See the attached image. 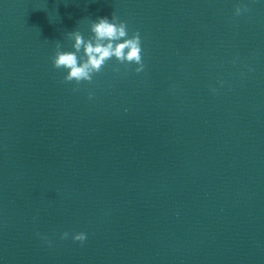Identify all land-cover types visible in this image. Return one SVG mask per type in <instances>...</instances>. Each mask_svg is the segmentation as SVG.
<instances>
[{"label": "water", "instance_id": "water-1", "mask_svg": "<svg viewBox=\"0 0 264 264\" xmlns=\"http://www.w3.org/2000/svg\"><path fill=\"white\" fill-rule=\"evenodd\" d=\"M0 264H264V21Z\"/></svg>", "mask_w": 264, "mask_h": 264}, {"label": "clouds", "instance_id": "clouds-1", "mask_svg": "<svg viewBox=\"0 0 264 264\" xmlns=\"http://www.w3.org/2000/svg\"><path fill=\"white\" fill-rule=\"evenodd\" d=\"M246 10V9H245ZM241 9H236V15ZM92 36L85 39L79 31L68 33L70 39L74 40L72 48L74 51H61L57 43V50L52 57L53 67L66 69L64 77L66 82L81 81L91 82L94 73H99L105 63L115 57L120 63L139 65L135 69L137 73L143 71L141 39L139 32L128 38L126 22L119 20L118 16L112 14L111 19L101 17L90 25ZM83 51V56L78 53ZM91 98V94H90ZM67 236V233H64ZM74 240L84 241V233L76 234Z\"/></svg>", "mask_w": 264, "mask_h": 264}]
</instances>
